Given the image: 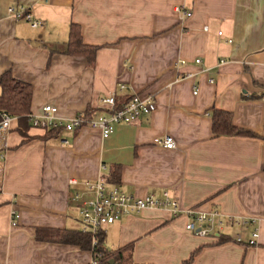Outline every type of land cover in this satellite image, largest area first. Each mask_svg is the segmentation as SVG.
I'll use <instances>...</instances> for the list:
<instances>
[{
    "label": "crops",
    "instance_id": "obj_1",
    "mask_svg": "<svg viewBox=\"0 0 264 264\" xmlns=\"http://www.w3.org/2000/svg\"><path fill=\"white\" fill-rule=\"evenodd\" d=\"M8 7L41 25L14 20ZM70 25L98 47L93 65L65 54ZM5 72L31 86L33 115L52 105L69 120L111 94L118 105L152 95L155 111L106 138L90 128L46 136L30 127L24 136L12 118L0 147V264H90V251L36 231H80L72 198L83 189L68 181L106 179L114 167L118 184H107L127 195L166 192L181 210L226 222L218 238H201L185 232L184 214L148 209L103 227L105 248L131 244L134 264H264V0H0ZM214 109L257 137H213ZM165 135L174 150L153 143ZM236 217L259 219L255 245L254 226L228 221Z\"/></svg>",
    "mask_w": 264,
    "mask_h": 264
},
{
    "label": "built area",
    "instance_id": "obj_2",
    "mask_svg": "<svg viewBox=\"0 0 264 264\" xmlns=\"http://www.w3.org/2000/svg\"><path fill=\"white\" fill-rule=\"evenodd\" d=\"M175 13L181 19L190 18L192 15L191 12L180 7L175 8ZM7 14L14 20L28 22L32 28L41 25L40 22L32 19L29 11L24 7H8ZM217 36L222 38V32H218ZM227 42L230 43L231 41L228 40ZM194 63L199 64L200 60L196 59ZM184 64L185 61L178 62V65ZM118 89L123 91L125 86L119 85ZM93 111L99 112L96 114L93 112L91 116L79 114L69 120H64L57 116L55 106L44 105L39 115L29 114L27 117L32 128L42 131L58 130L71 133L82 128H90L97 131L102 138H106L113 133L117 125L130 124L140 117L154 113L155 101L152 95L134 94L127 102L117 107L115 94H111L99 98ZM11 121L12 117L9 114L0 112V147H4L5 137L11 130ZM153 143L167 150L175 149V142L168 135L155 138ZM68 184L83 188V191L77 192L73 196L72 201L75 202L77 207L81 224L80 232L91 237L92 247L98 244V234L103 227L114 224L128 216L140 215L148 209H166L170 211L172 216L184 214L189 219L184 227L185 232L201 238H218L226 222L216 211L205 213L196 209L181 210L178 202L172 201L166 192L162 194L161 198L152 195L145 197L131 196L120 191L117 187L108 185L103 177L97 180L82 181L70 179ZM17 219L18 213L13 211L11 215L12 226L16 225ZM228 221L241 227L254 226L251 240L248 243L249 245L256 244L258 218L236 217L230 218ZM237 241H240L239 236ZM99 258V254H92L90 264H102Z\"/></svg>",
    "mask_w": 264,
    "mask_h": 264
},
{
    "label": "trees",
    "instance_id": "obj_3",
    "mask_svg": "<svg viewBox=\"0 0 264 264\" xmlns=\"http://www.w3.org/2000/svg\"><path fill=\"white\" fill-rule=\"evenodd\" d=\"M98 47L83 44L80 30L75 25L69 27V37L65 54L83 56L89 65H93ZM32 90L31 86L16 80L10 72H5L0 76V112L9 114L18 121V130L21 135L26 134V130L31 127L28 115L30 114ZM117 107L118 105L116 103ZM93 110L89 109L84 114L91 116ZM211 132L213 137H246L256 138L257 135L240 128L232 123V116L223 110H212L211 112ZM46 136L57 135L60 131H45ZM107 183L117 185L119 181V171L111 168L107 178ZM36 238L49 243H59L78 246L83 251H90L92 254H99V261L102 264H134L132 261V245H127L117 250H109L104 246V234H98V244L92 247L91 237L82 234L80 231L68 230H37ZM220 242V241H219Z\"/></svg>",
    "mask_w": 264,
    "mask_h": 264
},
{
    "label": "rangeland",
    "instance_id": "obj_4",
    "mask_svg": "<svg viewBox=\"0 0 264 264\" xmlns=\"http://www.w3.org/2000/svg\"><path fill=\"white\" fill-rule=\"evenodd\" d=\"M83 189V188H82ZM83 191V190H82ZM78 212V211H77Z\"/></svg>",
    "mask_w": 264,
    "mask_h": 264
},
{
    "label": "water",
    "instance_id": "obj_5",
    "mask_svg": "<svg viewBox=\"0 0 264 264\" xmlns=\"http://www.w3.org/2000/svg\"><path fill=\"white\" fill-rule=\"evenodd\" d=\"M112 262H110V264H111Z\"/></svg>",
    "mask_w": 264,
    "mask_h": 264
}]
</instances>
